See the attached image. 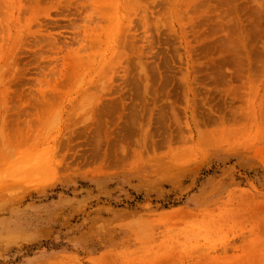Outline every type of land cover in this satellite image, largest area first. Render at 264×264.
Returning <instances> with one entry per match:
<instances>
[{
    "label": "rangeland",
    "instance_id": "1",
    "mask_svg": "<svg viewBox=\"0 0 264 264\" xmlns=\"http://www.w3.org/2000/svg\"><path fill=\"white\" fill-rule=\"evenodd\" d=\"M102 1L0 0V264H264V0Z\"/></svg>",
    "mask_w": 264,
    "mask_h": 264
},
{
    "label": "bare ground",
    "instance_id": "2",
    "mask_svg": "<svg viewBox=\"0 0 264 264\" xmlns=\"http://www.w3.org/2000/svg\"><path fill=\"white\" fill-rule=\"evenodd\" d=\"M99 1V0H98ZM105 1H107V0H103L102 2H101V4L100 5H102V3L103 4H105ZM105 6H106V4H105ZM104 6V7H105ZM97 7H99V5L97 6ZM100 7H102V6H100ZM97 10V9H96ZM124 13V12H123ZM126 14H127V12H126ZM117 33V32H116ZM108 37V36H107ZM115 41V40H114ZM108 63V62H107ZM97 85H98V83H97ZM96 86V85H95ZM101 88V87H100ZM43 92V91H42ZM45 93V92H44ZM43 93V94H44ZM40 95H41V93H40ZM95 95V94H94ZM43 97H44V95H43ZM97 99V98H96ZM95 99V100H96ZM19 121H20V119H18ZM83 120V119H82ZM18 121V122H19ZM92 121V120H91ZM100 122V121H99ZM15 130H12V132H8L7 133V138L4 140V144L5 145H7V147H10V146H12V145H14L13 144V142L14 143H18V144H20V145H23V144H25V143H27L29 140H33V139H37V137H38V134H39V132H35V128H14ZM100 129V128H99ZM99 131V130H98ZM98 133V132H97ZM103 133V132H102ZM100 135H101V132H100ZM106 135V134H105ZM96 136V135H95ZM98 136H96V139H97V141H96V144L94 145V146H96L95 148H97V150L99 151V149H101L102 147H103V145H104V143L107 141V140H104V139H100V138H97ZM110 138V136L108 135V139ZM23 139H25V142L23 143ZM65 146V147H64ZM108 146V145H107ZM106 146V147H107ZM62 147V149H64L65 150V155H64V157L65 158H67V164L69 163V164H72V163H76L77 164V169L78 170H83V169H85V171H86V169H88V167H92V165H93V163H94V161H93V157L92 156H94L93 154H94V150L92 151V156L90 155V149L88 150L89 152H87V150L85 151V152H82V153H79L78 151H72L71 152V144L69 143H66L65 145H63V146H61ZM94 148V147H93ZM92 148V149H93ZM58 149V148H57ZM58 151H59V149H58ZM97 151V152H98ZM71 153V154H70ZM99 153V152H98ZM103 153V152H102ZM100 154H101V151H100ZM99 154V156H100V158H101V155ZM4 155H6V154H4ZM103 159H101L102 160V162H107V160H108V157H109V154H108V152L107 153H104L103 155ZM94 158H95V156H94ZM96 160V159H95ZM98 161V160H97ZM97 163V162H96ZM53 165H55V164H53ZM56 166V165H55ZM88 170H90V169H88ZM87 172V171H86ZM89 172V171H88ZM262 226V225H261ZM264 233V232H263ZM166 263V262H165ZM164 263V264H165Z\"/></svg>",
    "mask_w": 264,
    "mask_h": 264
}]
</instances>
